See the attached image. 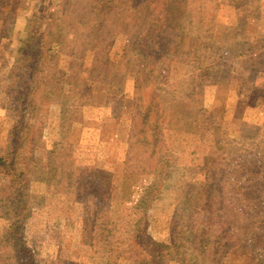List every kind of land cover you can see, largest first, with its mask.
I'll use <instances>...</instances> for the list:
<instances>
[{
	"label": "trees",
	"instance_id": "obj_1",
	"mask_svg": "<svg viewBox=\"0 0 264 264\" xmlns=\"http://www.w3.org/2000/svg\"><path fill=\"white\" fill-rule=\"evenodd\" d=\"M17 1L0 0L1 25H13ZM233 1L60 0L58 18L68 17L74 6L92 13L78 35L55 50L37 20L9 46L7 60L0 57L5 67L0 92L8 98L7 110L17 115L0 147V245L12 249L17 264H45L31 221L54 212L55 189L64 193L66 219L74 220L80 210L85 219L103 220L105 235L113 228L111 264L118 259L123 264H203L209 245L236 254L242 264H264V147L259 156L233 164L203 157L201 149L213 151L215 132L192 118L197 104L208 117L213 93L238 94L250 84L256 89L264 76L244 78L222 53L210 55L214 62L203 67L205 55L192 45L198 35L190 39L175 24L186 11L206 38L230 33L242 17H231L240 10ZM220 12L228 19L220 20ZM119 36L126 53L136 44L143 58L132 64L136 90L128 125L120 118L119 95L126 76L117 69L119 57L112 55ZM64 59L67 73L60 83L56 76ZM192 59H198L197 66L183 61ZM179 76L189 82L180 98L170 95L177 92L173 86L161 93V82L172 85ZM88 81L95 85L92 105L85 104ZM256 91L264 99V92ZM151 121L166 123L170 161L182 165L172 164L175 174H165L157 184L142 174L128 175L134 193L124 190L123 220L114 226L108 212L111 179L122 159L124 132ZM184 140L195 151L187 146L188 152ZM85 219L84 230H89Z\"/></svg>",
	"mask_w": 264,
	"mask_h": 264
},
{
	"label": "rangeland",
	"instance_id": "obj_2",
	"mask_svg": "<svg viewBox=\"0 0 264 264\" xmlns=\"http://www.w3.org/2000/svg\"><path fill=\"white\" fill-rule=\"evenodd\" d=\"M141 2L142 0H132L133 5ZM236 2L240 10L233 13L231 17L234 20L239 14H242V17L237 19L235 24L230 22L232 24L230 33L224 32L222 36L213 32L210 38H206L202 27L191 21L192 12L185 11V15L176 18L175 24L180 32L190 39L198 35L197 38L194 37L196 42L193 41L192 45L193 50L205 55L203 67L214 62H209L210 55L222 53L225 55L224 61L231 63L235 71L243 72L241 75L244 78L248 79L251 75L264 76V0L233 1V3ZM59 4L60 0H18L13 6V14L16 15L13 25L4 26L0 23V57L7 60L9 46H13L14 42L23 38L26 29L34 21L41 22L44 39L50 42L55 50H58L65 39L78 35L81 28L90 22L92 13L80 6H74L68 17L58 18ZM217 16L220 20L228 19V16L224 17L221 12ZM3 22L6 20L4 19ZM132 46L126 53L122 37L119 36L112 47V55L119 57L117 69L126 76L123 92L119 94L122 98L120 118L125 120L126 125L133 114L136 90L132 64L143 59L137 45L132 44ZM183 61L194 66L198 65V59ZM217 61H221L220 58H217ZM65 62V59L61 61L56 76V80L60 83L66 78ZM86 64L88 65L87 61ZM3 71L5 67L0 65V83ZM86 74H83V79ZM181 78L176 79L172 85H169V82H161V93L173 91L171 87L173 86L176 87L177 92L170 95L180 98V93L189 86L188 79ZM147 85L146 81L143 91L147 90ZM250 86L238 94L233 91L225 94L213 93L207 118L203 117L200 104L193 109L192 118L196 120V125L201 126L204 122L210 132H215L211 138L213 151L201 149L199 153L203 157L207 156L216 161L223 160L233 164L242 161L243 157L249 159L259 156L258 152L264 147V99H261L256 89L264 92V84L256 89L251 84ZM137 90L138 94H141V88L137 87ZM85 91V104L92 105L95 85L88 81ZM7 99V96L0 92L1 148L5 145L6 129L17 115L16 112L11 113L7 110ZM104 111L109 113V108ZM165 125L166 123L160 121H151L134 131L124 132L125 147L122 159L114 169L111 179L108 212L114 226L116 222L123 220L119 218V214L122 213L121 201L126 196L124 190L126 189L128 194L134 193L133 183L131 180L129 182L128 175L142 174L148 176V179H151L150 182L157 184L165 174L166 176L168 173L175 174L172 164L182 165L170 161L171 153L165 137ZM172 128L173 126L167 124L168 130ZM183 144L188 152L191 151L187 146L195 151L188 144V140H184ZM183 157L186 158V156ZM54 197V212L49 215H36L31 221L33 232L40 236L41 246L38 251L40 257L44 258L45 264H111L114 259L113 228L111 234L105 235L101 226L103 220L85 219L84 213L80 210L75 212L74 220L66 219L63 191L55 189ZM84 219L88 222L87 226H90L89 230H84ZM252 232L253 229L250 234ZM261 232L262 229L258 231V233ZM228 251L219 245H209L202 255L209 252L210 257L207 262L203 261V264H242V260L236 254ZM0 264H17L12 249L7 245H0ZM114 264H123V262L120 263L118 259V262Z\"/></svg>",
	"mask_w": 264,
	"mask_h": 264
}]
</instances>
